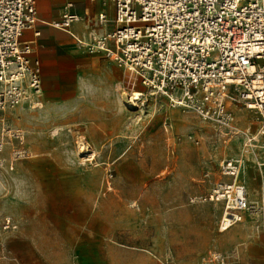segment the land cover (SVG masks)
Masks as SVG:
<instances>
[{
	"label": "rangeland",
	"instance_id": "rangeland-1",
	"mask_svg": "<svg viewBox=\"0 0 264 264\" xmlns=\"http://www.w3.org/2000/svg\"><path fill=\"white\" fill-rule=\"evenodd\" d=\"M101 66L83 63L77 77L83 103L106 98ZM128 76L118 70L117 82L128 91H149L141 82L131 86ZM38 101L37 107L24 103L0 113L7 129L0 154V218L11 216L19 225L8 234L7 256H0V264H145V227L148 216L159 210L193 211L207 232L214 228L213 245L206 242V231L196 244L205 250L197 264H215L219 253L231 264H264V245L254 260L245 240H231V228L218 230L221 204L189 203V196L204 195L223 179L219 163L229 151H238L239 140L226 146L210 122L160 94L146 95L138 106L123 100L126 117L108 139L89 138L83 132L86 123L47 124L44 100ZM252 115L237 111L238 126ZM13 131L20 132L23 144L10 136ZM19 146L24 156L14 155ZM257 182L249 180L252 200L258 199ZM178 247L159 264H194L184 258L190 244Z\"/></svg>",
	"mask_w": 264,
	"mask_h": 264
},
{
	"label": "built area",
	"instance_id": "built-area-1",
	"mask_svg": "<svg viewBox=\"0 0 264 264\" xmlns=\"http://www.w3.org/2000/svg\"><path fill=\"white\" fill-rule=\"evenodd\" d=\"M104 1L113 3L116 28L88 40L72 35L87 52L102 51L113 59L129 74L131 86L141 82L210 122L226 146L239 140L238 151H229L219 163L223 179L206 194L189 196V203L221 204L219 231L248 215L264 232V0ZM72 6H65L57 26L69 28L82 20ZM106 18L99 14V20ZM38 20L37 0H0L1 114L24 103L39 104L42 63L31 42L22 40L24 30ZM242 109L253 115L239 127L237 111ZM3 122L1 115L0 154L6 147ZM10 136L23 144L19 131ZM13 153L21 157L26 150L19 146ZM251 167L258 172L257 200L248 188ZM18 227L11 216L0 218L1 257L7 256L8 234ZM214 260L231 264L223 253Z\"/></svg>",
	"mask_w": 264,
	"mask_h": 264
},
{
	"label": "crops",
	"instance_id": "crops-1",
	"mask_svg": "<svg viewBox=\"0 0 264 264\" xmlns=\"http://www.w3.org/2000/svg\"><path fill=\"white\" fill-rule=\"evenodd\" d=\"M69 2L73 3L70 11L80 15L82 20L71 22L69 28L57 26L63 20L65 6ZM37 13L39 20L32 28L24 30L22 40L31 42L34 56L39 57L42 63L43 92L39 100H44L45 103V122L86 123L88 125L83 132L89 138H113L118 131V124L126 117L122 101L125 102L126 96L136 90L143 91H128L121 84L122 81L117 82L118 70L124 75L128 73L102 51L89 53L84 50L72 35L88 40L92 34L102 36L112 32L116 28L113 3L104 0H37ZM100 13H104L107 18L99 20ZM36 31H39V34H36ZM86 61H98L102 64L99 71L104 75L103 88L108 93L103 95L106 98L102 96L103 99L99 103H83V98L77 93L80 87L77 77L83 73V63ZM122 89L124 91L119 95ZM112 96L116 98L114 101ZM108 123L111 126H107ZM251 171L255 173L251 175ZM250 178L258 180V172L254 167L248 170V188ZM249 192L251 196L254 191L249 188ZM199 219L201 217L193 211L159 210L152 216L149 215V222L145 227V264H159L161 258L169 252L175 254L180 244H190L191 247L184 254V258L194 264L199 263L205 250L196 248V244L203 241L202 236L207 228ZM184 229L190 231L183 233ZM213 229L205 234L206 242L212 245L216 240ZM239 230L243 232L240 233ZM228 234L234 242L245 240L250 252L255 256L253 259L256 260L257 251L264 245V240L259 228H255L254 220L246 215L243 221L231 227ZM225 235L227 234L221 236ZM216 246L222 247L218 244ZM47 261L40 263L47 264Z\"/></svg>",
	"mask_w": 264,
	"mask_h": 264
},
{
	"label": "bare ground",
	"instance_id": "bare-ground-1",
	"mask_svg": "<svg viewBox=\"0 0 264 264\" xmlns=\"http://www.w3.org/2000/svg\"><path fill=\"white\" fill-rule=\"evenodd\" d=\"M149 91H143L141 92L140 90H136L135 92H131L132 94L126 96V99H125V102H129L130 104H132V106H136L137 105V102L138 101H142L143 98H145L146 95H150V96H153V95H158L157 92L153 91V89H150L148 88ZM131 96V99H129V97ZM170 103L173 105V106H177L175 104H173L171 101ZM138 106V105H137ZM92 155L94 154H91V155H88L86 156V159L85 160H90L92 159ZM94 158V157H93ZM84 159V158H83ZM2 159H0V164L2 163ZM10 169H14V166L13 168H10ZM257 225V224H256Z\"/></svg>",
	"mask_w": 264,
	"mask_h": 264
}]
</instances>
